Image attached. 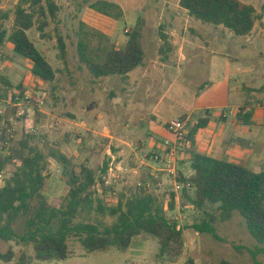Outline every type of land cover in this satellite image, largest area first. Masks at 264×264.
Listing matches in <instances>:
<instances>
[{"label":"rangeland","instance_id":"1","mask_svg":"<svg viewBox=\"0 0 264 264\" xmlns=\"http://www.w3.org/2000/svg\"><path fill=\"white\" fill-rule=\"evenodd\" d=\"M54 1L58 7L55 17L47 13L46 17L40 18L36 9L40 20L28 32L30 40L55 71L50 81L36 79L31 63L16 57L8 42L0 51L3 57L0 76L6 77L13 85L12 90L2 88L6 99L0 100V113L3 112L6 118L0 120V134L9 122L8 137L12 139L9 147H19V143L26 140L31 148L45 156L52 149L60 150L78 168L86 166L96 172V186L91 191L95 198L103 199L108 206L114 205L121 193L129 198L145 189L155 195L169 221L176 223L172 218L179 217L177 225L184 233V255L176 264H264V256L256 254L261 245L250 236L244 219L238 213H234L231 220L221 222L217 206H207L204 211H199L184 204L182 192L174 193L175 180L171 175L155 174L140 164L145 159L146 163L155 162L156 155L141 156L140 144L150 143V138L164 142L167 133L162 121L151 118L152 114L157 112L156 115L167 122L178 121L183 118L181 115H189L197 108L211 107L221 104V101L230 102L227 89L232 90L233 104L238 86L250 91L241 95L246 98L244 108L254 110L260 104L264 94V0H240L256 9L255 28L245 37H236L223 27L192 19L180 8V0ZM98 1L118 5L123 11L122 20L110 26L107 17L89 8ZM19 2L0 0L1 31L9 34L13 31ZM5 14H8V20H2ZM140 18L144 21L142 44L145 64L133 72V75L139 73L134 79L136 85L142 84L137 95L133 93L139 100V108L130 112H125V109L118 111L112 102L117 99L121 80L117 77L96 81L87 66L80 62L78 44L80 40L87 42L91 51L88 56H92L101 43L108 48L122 49L130 35L126 32L132 33ZM42 22L47 26L41 33L38 27ZM80 23L86 25L82 32ZM95 32L105 35V39ZM59 37L66 44L64 61L59 57ZM192 43L199 47L198 55L194 54ZM205 45L210 46V51L202 53ZM102 56L104 59L105 54ZM182 56L186 60H182ZM146 68H150L148 74H145ZM20 86L24 93L34 95L33 100L27 103L23 99L20 107H14L12 94L18 96ZM39 98L44 99L42 107L35 104ZM120 101L122 107L124 101ZM201 112L195 113L192 122ZM18 113L24 116L19 118ZM156 126L161 130L157 131ZM104 128L111 129L113 136L120 134L121 140L130 146L111 140ZM108 161V170L111 168L113 172L107 171L103 175L104 163ZM46 165L48 186L43 197L49 205H56L65 196L67 179L55 161L47 158ZM120 165L123 172L117 168ZM18 166L9 164L4 172H0L1 188ZM250 170L258 174L264 172V168L250 167ZM185 172L188 173L189 169ZM100 181L108 182L105 188L114 190L107 197L103 196ZM171 194L176 195L172 212L169 210ZM209 216L218 218L216 229L221 241L193 229ZM105 222L111 224L112 220L105 219ZM24 223L25 219H21L16 225L19 235L24 232ZM68 245L70 258L63 262H38L33 246L18 241L0 242V254H6L10 249L14 251L15 258L8 264H158L156 256L160 248L158 241L147 235L135 238L126 252L112 249L88 254L79 240L73 237L68 240ZM0 264L7 263L0 261Z\"/></svg>","mask_w":264,"mask_h":264},{"label":"trees","instance_id":"2","mask_svg":"<svg viewBox=\"0 0 264 264\" xmlns=\"http://www.w3.org/2000/svg\"><path fill=\"white\" fill-rule=\"evenodd\" d=\"M89 8L115 21H120L123 17L122 9L112 2L98 1ZM180 8L187 11L192 19L214 27H223L236 37L251 34L257 20L256 9L240 0H180ZM36 9L40 18L46 17L47 13L54 18L58 11L54 0H20L15 10L13 31L9 34L0 29V48L6 42L11 44L16 57L32 64L33 76L48 82L55 76V71L28 36V32L40 20L36 16ZM8 18V14H5L2 20ZM46 26L47 23L42 22L38 31L42 33ZM84 28L86 25L80 23V32ZM143 31L144 21L140 18L124 48H108L101 43L92 56H88L91 51L87 42L80 40V62L87 66L95 80L113 77L127 80L129 74L145 64ZM95 34L105 39L102 33ZM58 44L59 57L64 61L66 44L62 37H59ZM167 47L171 50L170 45L167 44ZM2 88L12 90L13 85L6 77L0 76V100L5 98ZM18 89V96L12 94L11 98L15 104L25 97L22 86ZM248 109L240 110L237 115L238 121L245 125L250 124L253 117V110L248 112ZM186 119L187 117H183L180 120L183 122ZM0 120L6 118L0 114ZM209 122L208 112L198 116L187 133V143L193 142L196 134L207 128ZM6 124L7 127L0 134V172H4L9 164L16 163L19 166L11 173L6 185L0 188V242L18 241L26 246L32 245L38 262L53 263L70 258L68 240L71 237L78 239L88 254H93L112 249L126 252L135 238L147 235L158 241V264H176L183 257L184 233L177 223L169 221L164 207L155 195L149 194L145 189H140L139 193L136 192L129 198L121 193L118 204L108 206L103 199L95 198L91 191L97 182L95 171L86 166L78 168L58 149L50 150L48 156H45L31 148L26 140L21 141L19 147H9L12 139L8 137V128L11 124ZM47 158L60 166L67 179L66 193L60 198L59 205H49L43 197L48 186ZM186 164L189 165L192 176L186 177L180 172L177 179L184 186V204L199 211H204L207 206H217L221 222L231 220L233 214L238 213L244 219L250 236L261 245L256 254L264 256V172L254 173L244 166L196 152L191 154ZM108 167L109 161L104 163L103 175L107 173ZM77 169L80 170L79 173ZM100 182L104 197L114 191L113 188H105V182ZM153 183L156 181L153 180ZM188 185L190 188H187ZM175 204L176 195L171 194V212L174 211ZM21 219H25L24 232L19 235L16 225ZM105 219L112 220V223L107 224ZM217 220L215 216H209L208 220L194 225L193 229L199 234H208L216 241H221L216 229ZM14 258L12 249L6 254H0V261L7 264Z\"/></svg>","mask_w":264,"mask_h":264},{"label":"crops","instance_id":"3","mask_svg":"<svg viewBox=\"0 0 264 264\" xmlns=\"http://www.w3.org/2000/svg\"><path fill=\"white\" fill-rule=\"evenodd\" d=\"M184 12L188 14L187 11L184 10ZM106 19L110 21L109 23L110 26L116 25V21L110 18H106ZM10 46L13 52V46L11 44ZM2 47L0 48V51H2L1 50ZM191 48H193V52H195L194 54L198 55L197 50L199 49V47L195 43H192ZM202 49H203L202 53L206 51H210V46L205 45V47H203ZM182 51L183 50L181 49L180 50L181 54ZM182 60H186V57L182 56ZM147 69L148 68L145 69V74H148L150 72V68L149 70ZM136 75H133L132 72L131 74H129L127 80H123L118 77L119 80H121L122 86L119 90V93L116 94L117 99L114 100V102H112V104H114V106L117 107L118 111L125 109V112L127 111L130 112L132 109L137 110V108H139L137 106L139 100L133 93H136L137 95V91L139 90L140 86H142V84L140 83V85H136V82L134 81ZM113 78H117V77H113ZM103 79H110V78H103ZM103 79H99V80H103ZM227 90H228L227 95H229L230 102L229 100L226 103H224V101H221V104H217L211 107L205 106V108H197L189 115L188 114L181 115V117L184 116L187 117L185 121L187 127V133L190 132L193 126L192 120L196 116L195 113H197V111H202L200 116H203L206 112H208L210 116V122L207 128L200 130L196 134L193 142H188L186 145H184L183 149L179 150L174 158L167 159L169 162H171V164H164L163 162L146 163L145 162L146 159H145V161L140 163L141 167L146 166V168L152 170L155 174L158 173L169 174L168 171L176 170L178 174L180 172H183L186 177H190L192 176V171L189 165L186 163L190 160L191 154L193 152H196L206 155L213 159L225 160L229 163L244 166L249 170L250 167L263 169L264 168L263 110L258 108L259 105L258 104L257 107L253 110V117L251 119L250 124L248 125L243 124L241 121H238L237 119L238 113L240 112V110L244 109V105L246 104V98H242L241 95L243 96L245 92L248 93L250 91L246 90L244 87L241 88V86H238L232 104V97H231L232 90L231 89H227ZM241 92L243 93L241 94ZM262 97L263 98L262 100H260V102L264 101V94L262 95ZM121 99L124 101L122 107H120V102H122L120 101ZM83 108L84 107H82V110L86 111V109ZM156 113L152 114L151 118L154 117L153 119L161 120L163 126L166 129L167 120H162L161 118H159V116L156 115ZM104 130L108 131V136L111 140H115L120 144H125L127 146H130V144L121 140L120 134L117 136L116 135L113 136L111 129L104 128ZM156 130L157 131L161 130L160 126L159 127L156 126ZM166 132L167 133L165 134L164 142H160L158 140H155L154 138H150V143L143 142L142 144H140V147L142 149L140 151L141 156L147 158L149 153L164 154L163 153L164 143H166L167 141L170 142L174 141V138L168 133L167 129ZM138 160H142V159L138 158ZM117 168L120 169L122 172L124 171L121 165L118 166ZM185 169H189V172L186 173ZM117 204H118V199L116 200V203L112 206H115Z\"/></svg>","mask_w":264,"mask_h":264},{"label":"built area","instance_id":"4","mask_svg":"<svg viewBox=\"0 0 264 264\" xmlns=\"http://www.w3.org/2000/svg\"><path fill=\"white\" fill-rule=\"evenodd\" d=\"M128 34V31L126 32ZM3 63V57L2 55H0V65H2ZM34 95H29L25 93V97L24 100L27 101V103H29V101L31 102L33 99ZM20 102H18V104H15L14 107H20ZM35 104L37 107H42L44 105V99H37L35 101ZM258 108L263 110L264 112V101L260 102V104L258 105ZM251 109H248V112ZM0 114H3V112H1ZM19 118L24 116L23 113H18L17 115ZM166 129L168 131V133L174 138L173 142L167 141L166 143H164L163 145V153L164 154H156L154 156V161L156 163H164V164H171V162H169L167 159L168 158H174L175 155L178 153L179 150L183 149L184 145L187 144V127H186V123L182 122L180 120L178 121H169L166 123ZM108 171L113 172V170L110 168ZM168 173L173 177V179L175 180L174 182V193L177 192H182L184 186L181 185L178 182V172L176 170H171L168 171ZM106 179V178H105ZM155 179H158V176L155 177ZM105 184L107 185L108 182H105ZM187 188H190V186L188 185ZM174 221H179V217H173L172 218ZM179 228V227H178ZM180 229V228H179Z\"/></svg>","mask_w":264,"mask_h":264}]
</instances>
